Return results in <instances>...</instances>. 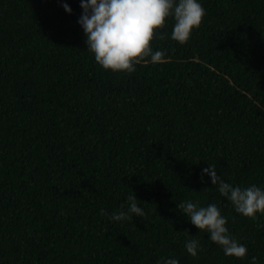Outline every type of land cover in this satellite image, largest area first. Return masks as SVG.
Here are the masks:
<instances>
[{
	"label": "trees",
	"instance_id": "1",
	"mask_svg": "<svg viewBox=\"0 0 264 264\" xmlns=\"http://www.w3.org/2000/svg\"><path fill=\"white\" fill-rule=\"evenodd\" d=\"M201 3L186 41L167 17L150 40L165 59L126 73L94 60L79 0H0V264H264V212L200 179L212 163L264 188V0ZM131 191L144 216L110 219ZM186 199L216 203L245 256L196 229Z\"/></svg>",
	"mask_w": 264,
	"mask_h": 264
},
{
	"label": "clouds",
	"instance_id": "2",
	"mask_svg": "<svg viewBox=\"0 0 264 264\" xmlns=\"http://www.w3.org/2000/svg\"><path fill=\"white\" fill-rule=\"evenodd\" d=\"M61 6L65 13L70 12L68 3L62 2ZM79 7L81 13L77 24L94 60L103 69L126 73L132 72L141 59L146 58L145 62L151 63L165 59L164 51L153 49L150 40L154 30L160 28L167 17L170 16L173 21L169 38L182 43L199 25L205 13L201 0H79ZM156 34L160 38L164 36L163 32ZM205 175L219 194L231 202L236 212L246 217L264 212V188L256 184L241 186L223 180L212 163H206L200 169L201 180ZM127 200V209L113 211L110 219H127L132 214L144 216V210L138 205L132 191ZM176 208L196 229L204 230L207 238L217 244L225 256L243 257L247 253V246L229 233L226 216L216 203L200 206L186 199L176 204ZM100 212L104 214L105 210L101 208ZM184 248L187 254L196 256L199 241L189 238L185 240ZM249 259L256 261L255 256ZM155 264H179V260L174 256H160Z\"/></svg>",
	"mask_w": 264,
	"mask_h": 264
}]
</instances>
